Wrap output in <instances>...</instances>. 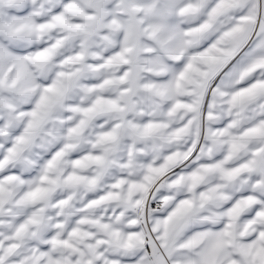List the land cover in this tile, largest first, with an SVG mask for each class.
<instances>
[{
	"label": "snow or ice",
	"instance_id": "obj_1",
	"mask_svg": "<svg viewBox=\"0 0 264 264\" xmlns=\"http://www.w3.org/2000/svg\"><path fill=\"white\" fill-rule=\"evenodd\" d=\"M0 264H264V0H0Z\"/></svg>",
	"mask_w": 264,
	"mask_h": 264
}]
</instances>
